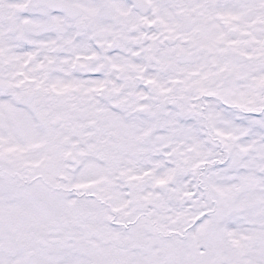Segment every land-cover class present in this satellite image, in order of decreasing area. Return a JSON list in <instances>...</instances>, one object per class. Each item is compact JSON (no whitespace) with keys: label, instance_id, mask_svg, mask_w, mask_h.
Segmentation results:
<instances>
[{"label":"snow or ice","instance_id":"snow-or-ice-1","mask_svg":"<svg viewBox=\"0 0 264 264\" xmlns=\"http://www.w3.org/2000/svg\"><path fill=\"white\" fill-rule=\"evenodd\" d=\"M0 264H264V0H0Z\"/></svg>","mask_w":264,"mask_h":264}]
</instances>
